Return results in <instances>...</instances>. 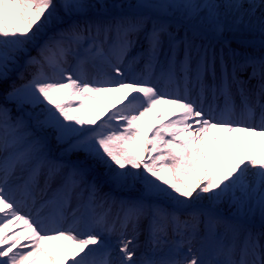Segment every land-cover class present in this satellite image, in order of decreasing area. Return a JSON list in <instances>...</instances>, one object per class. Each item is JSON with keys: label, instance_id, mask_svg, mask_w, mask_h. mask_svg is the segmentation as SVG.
<instances>
[{"label": "snow or ice", "instance_id": "6c2138e0", "mask_svg": "<svg viewBox=\"0 0 264 264\" xmlns=\"http://www.w3.org/2000/svg\"><path fill=\"white\" fill-rule=\"evenodd\" d=\"M0 264H264V0H0Z\"/></svg>", "mask_w": 264, "mask_h": 264}, {"label": "rangeland", "instance_id": "374dc122", "mask_svg": "<svg viewBox=\"0 0 264 264\" xmlns=\"http://www.w3.org/2000/svg\"><path fill=\"white\" fill-rule=\"evenodd\" d=\"M33 54H35V53L33 52ZM14 115H15V111H14ZM53 153H54V155L58 153V150L56 149L54 144H53Z\"/></svg>", "mask_w": 264, "mask_h": 264}, {"label": "bare ground", "instance_id": "6f19581e", "mask_svg": "<svg viewBox=\"0 0 264 264\" xmlns=\"http://www.w3.org/2000/svg\"><path fill=\"white\" fill-rule=\"evenodd\" d=\"M221 135H223V134H221Z\"/></svg>", "mask_w": 264, "mask_h": 264}]
</instances>
